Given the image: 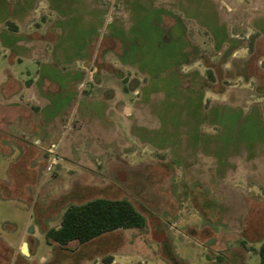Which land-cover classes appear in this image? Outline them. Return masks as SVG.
Segmentation results:
<instances>
[{"label": "rangeland", "instance_id": "374dc122", "mask_svg": "<svg viewBox=\"0 0 264 264\" xmlns=\"http://www.w3.org/2000/svg\"><path fill=\"white\" fill-rule=\"evenodd\" d=\"M97 198L143 227L45 240ZM262 242L264 0H0V264H259Z\"/></svg>", "mask_w": 264, "mask_h": 264}, {"label": "trees", "instance_id": "16d2710c", "mask_svg": "<svg viewBox=\"0 0 264 264\" xmlns=\"http://www.w3.org/2000/svg\"><path fill=\"white\" fill-rule=\"evenodd\" d=\"M168 20H172L171 15L165 17ZM8 25H11L10 22H7ZM15 29L11 27V30ZM238 41V40H237ZM240 42H237L238 47L240 48ZM193 48V47H192ZM194 54V51H192ZM120 60L125 63V59L122 55L119 56ZM200 59L205 62L203 56H198ZM223 62L226 60V57L223 58ZM236 62V61H235ZM233 63L234 68L229 71H224V79L227 77L234 79L240 74H242V65H239V61ZM238 63V64H237ZM241 71V72H240ZM218 70L209 69L205 72L206 78L202 77L197 71L191 73V78L201 90L207 91L211 90L214 93H222V87H214L211 85L216 78ZM136 84L135 89L139 84L134 80ZM171 86V85H170ZM127 89V88H126ZM145 89L144 96L148 99L150 97L152 89ZM156 143V142H155ZM156 147L159 146L157 142ZM144 225V219L142 215L137 212L134 207L126 200L118 199H105L97 198L93 200L86 201L81 204L70 205L63 212L59 225L55 228H50L44 233L45 240L47 242H52L58 247H66L71 242H76L79 245L89 243L93 239L114 232L116 230H126L131 228H142ZM256 254L259 259V264H264V242H262ZM111 258L104 260L106 264H110Z\"/></svg>", "mask_w": 264, "mask_h": 264}, {"label": "water", "instance_id": "95a60500", "mask_svg": "<svg viewBox=\"0 0 264 264\" xmlns=\"http://www.w3.org/2000/svg\"><path fill=\"white\" fill-rule=\"evenodd\" d=\"M21 250H22V253H23L24 255L27 254V252H26V245H25V244L22 245Z\"/></svg>", "mask_w": 264, "mask_h": 264}, {"label": "bare ground", "instance_id": "6f19581e", "mask_svg": "<svg viewBox=\"0 0 264 264\" xmlns=\"http://www.w3.org/2000/svg\"><path fill=\"white\" fill-rule=\"evenodd\" d=\"M27 252V251H26Z\"/></svg>", "mask_w": 264, "mask_h": 264}]
</instances>
